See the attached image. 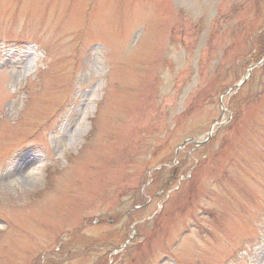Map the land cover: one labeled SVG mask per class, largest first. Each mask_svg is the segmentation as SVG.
Returning <instances> with one entry per match:
<instances>
[{"label": "rangeland", "instance_id": "rangeland-1", "mask_svg": "<svg viewBox=\"0 0 264 264\" xmlns=\"http://www.w3.org/2000/svg\"><path fill=\"white\" fill-rule=\"evenodd\" d=\"M261 27L264 0H0V264H264Z\"/></svg>", "mask_w": 264, "mask_h": 264}, {"label": "trees", "instance_id": "trees-1", "mask_svg": "<svg viewBox=\"0 0 264 264\" xmlns=\"http://www.w3.org/2000/svg\"><path fill=\"white\" fill-rule=\"evenodd\" d=\"M250 37H251L249 40L250 48L248 50V52L250 51V53L248 55H251L253 59H259L260 57H263L264 56V28L263 27L259 28L255 32V34L253 33V35H251ZM247 62L243 63L244 67L250 66V63H247Z\"/></svg>", "mask_w": 264, "mask_h": 264}, {"label": "water", "instance_id": "water-1", "mask_svg": "<svg viewBox=\"0 0 264 264\" xmlns=\"http://www.w3.org/2000/svg\"><path fill=\"white\" fill-rule=\"evenodd\" d=\"M262 63V61H260L258 64H256V65H253V66H251L249 69H248V71H251L254 67H256L257 65H260ZM246 79H247V77H245L240 83H238L235 87H239V86H241L245 81H246ZM234 88V87H233ZM226 94V93H225ZM224 96V95H223ZM210 134H211V131H210V133H209V135H208V137L210 136Z\"/></svg>", "mask_w": 264, "mask_h": 264}]
</instances>
